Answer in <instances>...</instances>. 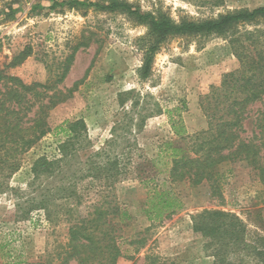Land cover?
<instances>
[{"label":"rangeland","instance_id":"obj_1","mask_svg":"<svg viewBox=\"0 0 264 264\" xmlns=\"http://www.w3.org/2000/svg\"><path fill=\"white\" fill-rule=\"evenodd\" d=\"M70 1L0 0V71L30 47L31 57L7 70L28 85L56 81L73 47L88 43L75 53L65 80L58 84L63 90L79 85L72 99L50 111L52 132L21 157L20 169L12 177L3 179L6 173L0 175V264L56 261L59 245L68 241L66 224H49L41 211H34L29 220H20L18 209L19 204L39 195L37 185L30 187L31 167L41 156L58 154V144L65 139L61 127L67 122H86L88 153L113 137L115 124L119 128L127 125L134 161H150L145 172L159 177L148 184L152 187L166 179L165 174L158 175L159 167L151 161L157 157L159 146L172 137L167 111L181 109L190 135L208 130L200 96L240 66L225 38L169 37L155 55L150 76L144 79L140 73L144 64L141 39L148 27L121 10H104L113 0ZM118 1L142 13L160 12L176 22L202 21L264 6V0ZM54 3L62 5L53 8ZM121 95L127 100L124 104ZM261 107L260 103L250 107L244 137L252 138L257 132L256 117ZM218 171L224 173L223 199L213 196L208 183H166L163 187L176 194L182 207L170 219L155 223L144 213L149 188L140 179L116 185L111 197L133 217L120 233L125 241L117 264H215L207 241L194 231V218L205 211L237 215L247 227L246 244L263 243L264 183L259 171L242 162L224 163ZM90 195L88 201L101 198L93 192Z\"/></svg>","mask_w":264,"mask_h":264},{"label":"trees","instance_id":"obj_2","mask_svg":"<svg viewBox=\"0 0 264 264\" xmlns=\"http://www.w3.org/2000/svg\"><path fill=\"white\" fill-rule=\"evenodd\" d=\"M72 3L80 4L79 0L69 2ZM60 4L54 3L53 8ZM103 9L121 10L137 24L148 27L147 35L141 39L144 64L140 73L144 79L150 76L155 55L169 37L225 38L240 66L200 96L208 130L190 135L181 109L167 111L172 137L159 146L157 157L151 161L159 167L158 175H166L161 184L148 185L159 178L145 172L150 161H134V144L127 139V125L119 128L115 124L113 137L91 153L88 126L83 119L61 127L65 139L58 144V154L41 156L31 167L30 187L37 185L39 195L19 204L18 209L20 220H29L34 211H41L49 224H66L68 241L59 245L56 261L35 264H117L125 241L120 233L133 219L110 195L119 183L140 179L149 188L144 213L152 223L170 219L182 207L176 194L163 187L166 183H208L213 196L223 199L224 173L218 168L228 162H242L259 171L264 183V6L213 19L180 22L160 12L133 10L125 1L113 0ZM87 45L73 47L56 81L28 85L7 74L9 68L19 67L31 57L30 47L16 54L0 71V175L6 173L3 179L12 177L20 169L21 157L52 132L50 111L72 99L79 85L63 90L58 84L65 80L75 53ZM126 102L121 95V103ZM256 103L262 106L256 117L257 132L247 138L243 136L244 122ZM91 192L101 198L88 201ZM194 231L207 241L215 264H264V238L261 244L257 241L247 245V227L233 213L205 211L194 218Z\"/></svg>","mask_w":264,"mask_h":264}]
</instances>
